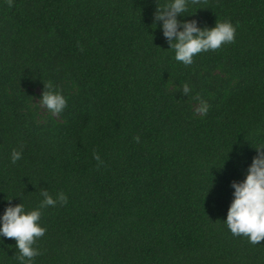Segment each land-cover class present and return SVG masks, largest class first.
<instances>
[{
    "label": "trees",
    "instance_id": "1",
    "mask_svg": "<svg viewBox=\"0 0 264 264\" xmlns=\"http://www.w3.org/2000/svg\"><path fill=\"white\" fill-rule=\"evenodd\" d=\"M165 2L0 0V212L67 197L41 210L33 264H264V239L223 222L264 144V0H188L178 19L235 27L191 64L152 24ZM0 240V264H20Z\"/></svg>",
    "mask_w": 264,
    "mask_h": 264
},
{
    "label": "clouds",
    "instance_id": "2",
    "mask_svg": "<svg viewBox=\"0 0 264 264\" xmlns=\"http://www.w3.org/2000/svg\"><path fill=\"white\" fill-rule=\"evenodd\" d=\"M188 0H166L159 7L155 6L153 22H159L162 35L168 42V48L174 51V59L184 64H191L193 56L201 51L215 50L222 43L231 42L234 38L235 27L228 19L216 20L209 26H198L194 19H178L187 9ZM183 93L189 92V85L180 86ZM199 107L196 109L203 114L207 111V102L196 97ZM40 104L52 113L60 112L66 105V98L58 87L44 85V90L39 96ZM133 139H138L134 137ZM255 149L246 166L243 179L231 181V200L227 207L224 224L233 235L247 236L250 243L258 244L264 239V144ZM93 156L99 161V156ZM21 157V151L13 148L9 159L15 163ZM42 199L38 206L31 209L25 208L20 202L12 204L8 199L2 212H0V237L14 238L15 248L18 250L16 259L20 264H33V258L40 254L34 247L35 239L46 231L39 223L41 210L53 206L57 202L65 203L67 197L64 192H57L55 198L46 189L40 192ZM18 197V196H14ZM0 242H3L0 240Z\"/></svg>",
    "mask_w": 264,
    "mask_h": 264
}]
</instances>
